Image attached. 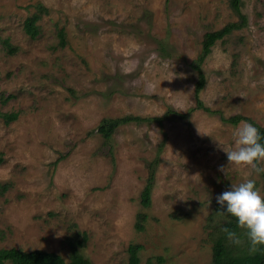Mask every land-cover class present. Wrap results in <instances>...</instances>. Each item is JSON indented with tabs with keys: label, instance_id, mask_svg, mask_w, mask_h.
Wrapping results in <instances>:
<instances>
[{
	"label": "rangeland",
	"instance_id": "obj_1",
	"mask_svg": "<svg viewBox=\"0 0 264 264\" xmlns=\"http://www.w3.org/2000/svg\"><path fill=\"white\" fill-rule=\"evenodd\" d=\"M36 3L47 11L31 38L23 23ZM241 11L246 26L202 62L206 110L191 63L205 32L237 20L229 0H0V246L69 264L68 240L84 231L91 264H127L129 243L142 244L140 264H210L209 232L225 219L216 197L248 178L264 195V172L228 167L218 144L232 147L248 122L231 115L264 126V0ZM165 112L109 139L94 131L103 117Z\"/></svg>",
	"mask_w": 264,
	"mask_h": 264
},
{
	"label": "trees",
	"instance_id": "obj_2",
	"mask_svg": "<svg viewBox=\"0 0 264 264\" xmlns=\"http://www.w3.org/2000/svg\"><path fill=\"white\" fill-rule=\"evenodd\" d=\"M243 0H229L231 8L237 13V20L229 21L218 29L207 31L203 35L201 51L197 55L196 59L191 63L194 69L197 71V80L195 82V98L197 107L205 108L201 98L200 91L205 84V73L202 70V62L205 60L207 55L211 52L212 46L217 40L223 39L225 36L233 32L234 30L240 29L247 24L246 15L241 11ZM38 11H34L32 14L27 16L24 20L23 27L25 32L31 37L35 38L39 34V26L37 24L40 18L39 11H47L46 7L41 3H36ZM59 44L63 46L65 44V31L63 28L58 30ZM4 45L7 47L9 52L15 51L14 47H11L8 39H5ZM168 115L165 112L162 116H138V115H123L118 117H103L94 131L99 132L105 139H109L114 133L115 129L121 125L132 121H161ZM17 112L4 113L3 117L6 122L16 118ZM225 120L231 123H238L240 120H247L253 124L260 132L264 143V126L255 123L249 117H245L239 114L231 115ZM3 161V154L0 152V162ZM151 181L150 176L148 182L145 184L141 192V202L144 206H148L150 203V192H151ZM218 207L220 208L219 204ZM224 220L217 225H213L209 232L211 240V262L210 264H264V246L256 254H251L248 250V244L245 242L243 245L230 244L226 239V235L221 231L222 227H228L230 230H235L240 233L242 230L237 228V221L231 216H224ZM146 214L139 213L135 227L139 230L144 227V220ZM1 233V232H0ZM87 239V233L81 232L78 236L68 240L69 245V264H91L90 260L85 257L82 253L81 248L84 246ZM142 249L140 243H129L127 247L128 259L127 264H140L139 252ZM159 260L161 257H157ZM65 264L63 256L55 251L44 250L40 248L26 250L16 246L4 247L0 246V264Z\"/></svg>",
	"mask_w": 264,
	"mask_h": 264
},
{
	"label": "clouds",
	"instance_id": "obj_3",
	"mask_svg": "<svg viewBox=\"0 0 264 264\" xmlns=\"http://www.w3.org/2000/svg\"><path fill=\"white\" fill-rule=\"evenodd\" d=\"M198 129V128H197ZM199 131V130H198ZM259 130L251 123L241 121L233 130V146H219L226 153L228 167L250 168L256 174L264 172V143ZM228 167L220 166L219 171L227 174ZM220 210L218 216H231L237 221L238 233L228 227L221 231L230 244H248L251 254H256L264 246V195L257 189L256 181L248 178L239 184H232L216 197Z\"/></svg>",
	"mask_w": 264,
	"mask_h": 264
}]
</instances>
